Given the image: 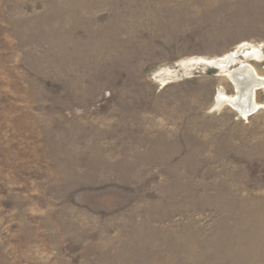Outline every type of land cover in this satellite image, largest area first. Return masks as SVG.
<instances>
[{"label": "rangeland", "instance_id": "rangeland-1", "mask_svg": "<svg viewBox=\"0 0 264 264\" xmlns=\"http://www.w3.org/2000/svg\"><path fill=\"white\" fill-rule=\"evenodd\" d=\"M232 54L264 77V0H0V264H264Z\"/></svg>", "mask_w": 264, "mask_h": 264}, {"label": "bare ground", "instance_id": "bare-ground-1", "mask_svg": "<svg viewBox=\"0 0 264 264\" xmlns=\"http://www.w3.org/2000/svg\"><path fill=\"white\" fill-rule=\"evenodd\" d=\"M251 55L252 53L247 54L248 57ZM236 61L237 55L232 54L224 61L217 63L223 71L227 72L225 74L236 88L237 94L228 96L224 90L219 91L214 109L220 111L225 106H229L247 118L251 116V112L255 114L260 108L256 95L259 90H264V77H261L257 70L248 64H241L239 68L229 70L230 65L235 64Z\"/></svg>", "mask_w": 264, "mask_h": 264}, {"label": "water", "instance_id": "water-1", "mask_svg": "<svg viewBox=\"0 0 264 264\" xmlns=\"http://www.w3.org/2000/svg\"><path fill=\"white\" fill-rule=\"evenodd\" d=\"M254 114V112H251V115H253Z\"/></svg>", "mask_w": 264, "mask_h": 264}]
</instances>
